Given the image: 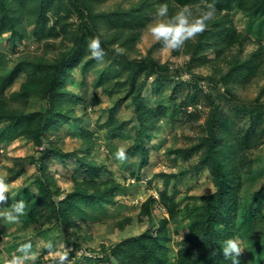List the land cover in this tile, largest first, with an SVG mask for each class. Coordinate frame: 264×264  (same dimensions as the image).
I'll return each instance as SVG.
<instances>
[{
  "label": "trees",
  "instance_id": "trees-1",
  "mask_svg": "<svg viewBox=\"0 0 264 264\" xmlns=\"http://www.w3.org/2000/svg\"><path fill=\"white\" fill-rule=\"evenodd\" d=\"M208 2L215 5L217 16L207 22L208 27L204 33L195 40L187 41L182 51L175 52L188 53L190 57L187 65L173 71L180 74L189 70L197 58L212 64L214 71L210 76L211 80L206 83L210 85L206 97L210 107L203 125L204 135L186 148L191 153H198L196 163L170 175H183L204 166L212 177L215 189L203 196L204 201L200 206L183 208L170 198L166 189L161 190V201L168 209L169 217L161 218L156 223L153 215L154 197L150 195L143 201L138 213V220H148L149 225L139 233L111 243L110 247L103 244L102 251L105 252L98 260H105V264H231V258H225L221 251L224 241L235 237L237 233L245 236L261 214V209L255 205L254 200L242 210L240 191L243 185L242 171L252 170V159L248 158L252 146L254 143H264V43L255 39L256 48L245 54L248 43L255 41L251 31L257 36H261L264 31V0ZM162 4H167L168 16L171 17L178 7L198 6L201 5V0H134L128 5L120 3L104 9L97 8L94 0H0V34L10 31L11 35L18 38L25 36L26 15L27 19L29 14L35 16L36 26L40 30L48 27L57 29L56 24L68 19L66 15L72 10L79 17L77 28L65 35L72 39L71 45L64 48L59 58L51 59L45 54L21 56L0 80V144L23 136L33 140L39 152L37 159L40 163V182L37 190L30 194L32 202L26 200L25 203L33 211L35 205L48 206L50 215L68 232L72 226H81L72 210V204L75 205L79 199L92 205L114 203L117 190L121 186L120 182L111 177L102 179L106 166L93 156L97 145L93 139V131L83 128L82 137L87 139L82 146L83 154L64 150L52 141L45 145L44 139L48 138L50 132L61 124H70L79 119L75 106L85 99L76 96L66 86L71 70L83 62L88 41L93 37L100 38L106 54L118 57L129 68V85L115 104L131 99L135 106L138 130L128 150L131 154L140 153L139 168H143L149 160V150L144 140L153 136L161 117L168 114V106L161 100L156 105L147 103L142 96L139 77H146L157 71H165L170 75L172 71L169 65L160 63L151 51L141 54L140 57L131 53L137 51L136 45L140 38L138 28L146 26ZM235 7L246 14L247 31L239 29L234 22L231 10ZM51 20L55 27L49 26ZM101 21L110 28L109 31L102 33ZM61 44L65 45L66 42ZM114 44L124 49V54L117 55L113 51ZM210 47L215 48L216 56L213 59L206 54ZM28 64L34 66L33 72L22 83L18 93L25 98L33 94L46 100L45 106L32 111L12 107L4 94L6 88ZM183 68L185 69L182 70ZM257 76L263 78L258 95L253 99H244L238 93L239 88ZM197 79L200 81L196 82V87L206 91L205 84L201 83L206 81V77L199 75ZM175 80L178 84L187 82V79H180V76ZM220 91L235 104L234 115H227L222 110ZM190 95L194 100L197 99V93ZM196 109L194 114L199 116V108ZM236 115H241L242 118H235ZM245 117L249 118V122H245L246 127L242 128L244 135L238 136L234 129L240 126ZM124 124L125 121L117 118L110 110L107 120L100 126L110 136L116 137ZM52 155L75 158L83 171V178H75L73 189L67 191L61 199H57L62 193L61 189L56 184H51L55 180L45 171L47 159ZM162 175L168 181L170 175ZM24 191L25 188H21L10 196L8 206L23 199L21 194ZM257 195L258 192H255L253 198L256 199ZM180 214L188 216L189 231L182 241L184 247L175 253L176 260L171 261V236L168 226L170 219ZM132 219L131 216H125L118 219L115 225L124 229ZM75 235L77 238L72 243L78 246L81 235ZM86 237L87 234H84V238ZM256 244L247 260L242 255L240 264H264V245Z\"/></svg>",
  "mask_w": 264,
  "mask_h": 264
},
{
  "label": "rangeland",
  "instance_id": "rangeland-1",
  "mask_svg": "<svg viewBox=\"0 0 264 264\" xmlns=\"http://www.w3.org/2000/svg\"><path fill=\"white\" fill-rule=\"evenodd\" d=\"M132 1L134 0H94L95 6L100 9L112 8L120 3L128 5ZM199 6L190 7L193 15L199 14L201 10ZM181 8L183 7H178L176 11ZM154 15L155 13L147 25L152 22ZM66 16L68 19L56 24L57 29L52 30L48 27L40 30V27L36 26L35 16L29 14L28 19L26 15V20H24L26 33L23 38L11 35L10 31L1 33L0 80L2 75L8 72L21 56L45 54L51 59L59 58L64 48L71 45L72 42L70 36L65 37V35L75 30L79 22L78 14L74 10ZM215 16L217 15L215 14ZM231 16L239 29L247 31V16L243 10L235 7L231 10ZM100 23L102 33L109 31L110 28L104 22ZM51 25L55 27L53 20L49 23V26ZM59 26L61 27L59 28ZM146 26L138 28L140 38L136 45L137 51L132 52L131 55L140 57L141 54L151 51L160 63L169 65L170 71H172L170 75L165 71H157L146 77H139L144 100L151 105H156L161 100L168 106V114L161 117L158 126L153 131V136L144 140L149 150L148 163L143 168H139L140 153L131 154L128 150L134 142L135 133L138 130L134 104L131 99L115 104L117 98L125 92L129 85L127 77L129 68L118 57L114 58L109 54L105 55L103 61L91 59L87 48L84 59L87 62L83 60L80 65L72 68L66 85L76 96L79 95L85 99L84 102H78L75 106L79 119L70 124H61L50 132L44 142L47 146L49 141H52L64 150L83 154L82 146L87 140L82 137L83 128L93 131V139L97 142L93 156L106 166L102 179L111 177L121 184L117 190L116 202L92 205L87 201L77 199L78 201L71 207L81 226H72L70 232L50 215V210L46 205H35L34 211L29 210L26 205L24 215L20 216L17 223H7L0 218V264H4L5 260L13 254H19L16 251L18 246L28 241L32 242L34 250L39 251L36 264H53L47 256V249L42 247L43 243L49 241L56 247L70 248V259L73 264H105V260H98L103 257L105 252L102 251L103 244L110 247L111 243L136 234L140 229L143 230L149 225L148 220H138V213L142 202L150 194L160 197L158 195L160 191L166 189L170 198L178 202L181 208L198 207L204 201L203 196L215 189L212 177L204 166L183 175H170L177 174L196 163L198 153H191L186 148L204 135L203 125L210 107L206 98L210 85H206V83H209L210 76L214 71L212 64L197 58L192 62L193 65L189 70L182 71L180 74L173 72L177 68L181 69L182 66L187 65L190 55L172 52L165 58L162 46L159 43L151 42ZM251 32L254 40L259 39L264 43V31L261 36L255 35L254 31ZM257 40L248 43L245 54L256 48ZM63 41L66 42L65 45L61 44ZM206 54L210 59L215 58V48H208ZM33 67L32 64L31 66L25 65L15 81L5 90V97L14 108L32 111L46 105V100L43 98L33 94L25 98L18 93L22 83L27 81L32 74ZM178 74L180 79H184L183 77L186 76L187 82L178 84V81L175 80L179 78ZM199 75L206 77V81H201L205 84L206 91H201L196 87V82L200 81L197 79ZM262 83L263 78L257 76L241 86L238 93L246 100L253 99L258 95ZM194 92L197 93L195 100L190 95ZM220 92L219 101L222 104V110L227 115H234L235 104L223 91ZM195 105L199 108L197 111L199 116L194 114L197 110ZM110 110L117 118L125 121L123 129L118 131L116 137L110 136L107 130L100 126L107 120ZM174 113L176 114L174 115ZM238 117L242 118L241 115L235 116V118ZM245 122H249V118L245 117L240 122V126L234 129L238 136L244 135L242 128L246 127ZM120 147L127 150L129 157L127 162L121 163L114 158V153ZM38 156L39 152L33 140L23 136L0 144V172L7 174L9 183L18 185L12 193L8 194L9 197L21 188H25L21 194L22 198L24 201L32 202L30 194L37 190L36 187L41 176ZM249 157L252 159V170L250 172L242 171L243 185L240 191V206L244 210L251 200H254L255 205L261 209V214L245 236L239 233L235 236L242 241L245 260L248 259V255L251 256L254 246H257L256 243L264 245V143L259 145L254 143ZM45 171L49 177H53L55 180L51 184H56L61 189L62 193L57 199L63 198L67 191L73 189L75 178L78 180L83 178V171L79 167L78 161L71 156L61 158L52 155L47 159ZM162 173L170 175L169 178L167 177L168 181ZM255 192H258L256 199L253 198ZM164 206L160 204L156 207L159 208L155 210L156 218L165 214L162 211ZM0 207L10 208L8 204L0 205ZM167 210L165 208L164 211ZM125 216L133 217L132 222L127 224L124 229L118 228L115 225L116 221ZM188 220V216L184 214L170 219L168 227L171 236V261L176 260L175 253L185 245L182 241L189 231ZM75 234L81 235L78 246H74L72 243V240L77 238ZM84 234H87L86 238H84Z\"/></svg>",
  "mask_w": 264,
  "mask_h": 264
},
{
  "label": "clouds",
  "instance_id": "clouds-1",
  "mask_svg": "<svg viewBox=\"0 0 264 264\" xmlns=\"http://www.w3.org/2000/svg\"><path fill=\"white\" fill-rule=\"evenodd\" d=\"M199 7L201 10L198 15H193L192 9L188 6H184L171 17L168 16L167 4H162L156 9L152 22L146 26V31L151 38V42L159 43L162 46L165 58L172 52L182 51L187 41L195 40L207 30V22L212 20L215 16V5L209 3L208 0H201V5ZM87 48L91 59L97 61L104 60L106 53L101 46L99 37L91 38L88 41ZM113 51L117 55L124 54V49L118 44L113 46ZM183 78L187 79L186 76ZM114 158L121 163L127 162L129 159L127 150L124 147L118 148L114 153ZM16 187H18V185L15 183L8 182L6 173L0 172V205L7 204L9 199L8 194L12 193L13 189ZM150 195L154 197L153 215L155 223L161 218L169 217V213L167 214L168 210L162 203L161 198L154 194ZM160 204L163 205V209L165 210L166 208L167 211L162 210L165 214L160 218H156L155 210L159 209L156 207ZM25 208L26 204L24 199H19L8 209L0 207V218L7 223H17L20 216L24 215ZM42 247L47 249V256L51 259L53 264H73L70 259V248L66 246L56 247L51 241L43 243ZM244 250L242 241L239 237L228 238L224 241L221 249L225 258H231V264H240V258L244 254ZM16 251L19 254H13L10 258L5 260L4 264H36L39 258V251L33 249L31 241L21 243Z\"/></svg>",
  "mask_w": 264,
  "mask_h": 264
},
{
  "label": "crops",
  "instance_id": "crops-1",
  "mask_svg": "<svg viewBox=\"0 0 264 264\" xmlns=\"http://www.w3.org/2000/svg\"><path fill=\"white\" fill-rule=\"evenodd\" d=\"M140 231H141V229H140Z\"/></svg>",
  "mask_w": 264,
  "mask_h": 264
}]
</instances>
